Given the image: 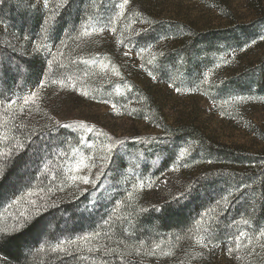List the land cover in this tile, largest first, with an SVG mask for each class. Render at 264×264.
Segmentation results:
<instances>
[{
  "label": "rangeland",
  "instance_id": "1",
  "mask_svg": "<svg viewBox=\"0 0 264 264\" xmlns=\"http://www.w3.org/2000/svg\"><path fill=\"white\" fill-rule=\"evenodd\" d=\"M13 1L25 6L30 31L0 18V50L40 61L44 73L1 103L0 161L29 150L41 158L1 202L0 230L8 231L0 236L100 193L105 217L82 230L70 215L58 226L45 221L30 263L264 264V203L245 184L247 163L216 165L212 174L222 178L182 228L133 235L132 227L134 216L193 198L195 179L210 173L192 141L159 159L169 134L163 125L197 127L264 170V0H129L123 8L124 0ZM37 15L31 30L28 19ZM193 31L220 35L199 54L185 52ZM33 92L35 102L24 104ZM25 130L33 136L23 137ZM20 221L25 227H14ZM58 244L64 251H52ZM0 264L11 263L0 255Z\"/></svg>",
  "mask_w": 264,
  "mask_h": 264
},
{
  "label": "trees",
  "instance_id": "2",
  "mask_svg": "<svg viewBox=\"0 0 264 264\" xmlns=\"http://www.w3.org/2000/svg\"><path fill=\"white\" fill-rule=\"evenodd\" d=\"M80 2L81 0L79 3ZM17 4H15L13 0H0L1 21L7 23L13 30H16L17 25L20 23L21 30L27 31L29 30V26H25V24L28 23L25 16L26 8L22 4H18L19 6ZM66 12L67 10L63 13ZM28 20L32 22L33 27L31 26V30H33L35 29V26L37 28L41 19L40 16L37 15L35 19L32 17ZM261 23L264 24V17L262 18ZM193 33L195 32L193 31ZM212 35L213 37H211ZM219 35L220 34H203L202 36H199L196 34L194 35L192 42L184 48V51L187 52L193 48L195 53L199 54L203 52L200 50L204 47L205 49L209 48L210 40L218 39ZM205 41H208L207 44ZM7 54L8 52H4L3 49L0 50V107H2L1 103H3L4 100H9L11 94L15 92L17 87L20 85V82L23 81L24 83V81H30L28 83H37L41 80L44 73L42 70L43 63L40 61H37L35 64H30L29 60H25V62L20 61L17 58L13 59L12 56ZM4 60L7 61L6 64L4 63ZM22 72L27 73L23 76ZM162 125L163 124H161V126ZM163 129L169 132V134L168 138L164 139L162 146L158 150L159 159L163 156L167 157L169 150L173 146L192 141L195 145H197L198 153L200 152L202 157L206 160H210L212 166H208V172L210 173H208L209 175L207 177L201 174V176H198L195 179L196 186L194 189V196H192L193 198H187V200L182 202L167 203L159 212L152 210L148 213L134 216L132 218L133 235L140 234V231L138 230H142L144 232L146 229H151L158 234L161 229L170 230L174 227L182 228L185 226L191 219V206L193 208L196 207L194 211H197L203 202L209 200V197L203 195V191L206 189L210 190L213 186L216 189V183L219 182L218 178H222L223 176L222 174L220 175V172L212 174V170L214 167H217L216 165L220 166L226 162H232L233 165L243 166H245L246 163L248 164V166H245V176H248L250 181L245 184H252L255 189V193L259 196L258 206H263L264 202L260 199L264 198V189L261 188L262 185H264L261 177V175H264V170L258 174V170L260 171V169L251 168L252 162H246L247 155H245L240 148L233 149L227 147L226 145L214 142L213 140L207 138L197 127L194 126L168 128L163 125ZM22 133L23 137L29 136L31 138L34 131L31 132V130H25ZM36 139V145H39L42 140L38 141L39 139ZM147 139L151 140L153 138ZM31 152V150L25 152L22 151L13 155L12 159H9L6 163L0 161V206L4 202V198L7 199L12 195V191H14L12 183L18 181L17 179H19V177L21 178V171L32 165L35 167L38 160L41 158H39V156L33 157ZM165 159L166 158L163 160ZM236 174L241 176L239 173ZM34 178L35 175L31 176V179ZM215 192L217 193V191ZM99 194L100 193L95 196H90V198L86 194L82 199L79 198L74 202H63L64 205L62 208L52 215L50 214V216H46L48 218L45 217L43 220L38 219L32 223V226H29L21 231H16V233L12 232L7 235L0 236V255L4 256L11 264H32L30 263L31 256L29 255L34 250L33 248L37 245V242L35 241L38 239L41 227H44L43 223L49 219H53L54 221L50 220V222L58 226L59 222L64 220V218H62L64 215H70L71 220L77 222L73 225V228L82 230L86 226H90L92 228L95 227L97 222H100L99 220L103 219L106 215V210H104V207L100 202ZM87 198H89V200ZM194 199L196 200L194 201ZM115 221L116 223L120 222L117 219H115Z\"/></svg>",
  "mask_w": 264,
  "mask_h": 264
},
{
  "label": "snow or ice",
  "instance_id": "3",
  "mask_svg": "<svg viewBox=\"0 0 264 264\" xmlns=\"http://www.w3.org/2000/svg\"><path fill=\"white\" fill-rule=\"evenodd\" d=\"M128 2H129V0H124V3L121 5V8H123V6L126 5ZM47 4H48V0H44L43 6L47 7ZM93 31H95V29H93ZM101 31H103V29H101ZM113 31H115V29H113ZM88 34H89L88 31H85L83 33V35H85V36H87ZM261 39H264V37H261ZM40 47H41L40 45H37V49L38 50H39ZM36 96H37V94L35 92L31 93V95L25 96L23 98L24 99V104H28L30 101L35 102ZM14 104H16V101L15 100H11L9 102L8 106L11 107ZM57 123H59V122H57ZM65 127H67V125ZM89 131H91V129H89ZM109 150H111V149H109ZM104 159L107 160V157H105ZM82 164H83V161H81V164L77 165L76 171H80L81 170V165ZM70 179H72L73 181L79 180V181H82L85 184L95 183V181H91L88 176H70ZM141 187H143V184H141ZM129 195H131V193H129ZM32 203L35 204L36 202L32 201ZM40 211H41V206H38L36 208V213L39 214ZM14 227L22 229V228L25 227V223H24V221H20ZM0 231L6 233L8 230L7 229H3V230H0ZM57 250L64 251V249H62L59 244L55 248L52 249V251H54V252L57 251ZM229 251H231V249H229Z\"/></svg>",
  "mask_w": 264,
  "mask_h": 264
}]
</instances>
